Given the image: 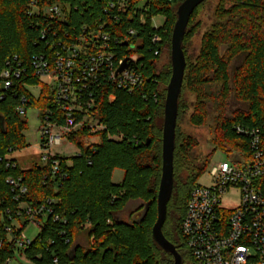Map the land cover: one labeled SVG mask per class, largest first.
I'll return each mask as SVG.
<instances>
[{
	"label": "trees",
	"instance_id": "16d2710c",
	"mask_svg": "<svg viewBox=\"0 0 264 264\" xmlns=\"http://www.w3.org/2000/svg\"><path fill=\"white\" fill-rule=\"evenodd\" d=\"M39 6H69L64 22H46L42 14H31L33 2ZM112 0H0V264L14 259L17 250L13 238H20L30 224L27 217L17 218L23 205L37 207L48 199L55 201L53 213L39 216L37 237L24 250L35 264H174V259L155 242L152 229L157 221V196L162 176V136L167 88L172 64L158 72L157 64L171 39L177 21V9L185 0H128L125 12L110 8ZM211 0L193 13L183 41L187 67L179 100L174 153L175 184L163 227L165 237L176 246L183 264H194L193 256L181 232L191 191L208 167L216 151L229 155L242 148L248 152V137L240 136L236 126L257 129L264 126V0H218L214 20L202 37L195 62L187 57L186 45L200 23L195 17ZM66 9V7L64 8ZM119 15V21H114ZM158 16L164 25L152 26ZM99 21L109 23L114 39L129 36L128 46H117L119 57L138 58L137 69L145 84L133 91L118 89L110 83L94 90L96 103L83 126L69 135L79 149L76 156L63 159L67 172L64 181L52 180L50 168L41 163L22 170L12 153L29 147L27 120L17 110L25 105L40 111L64 125L51 87L33 70L34 56L48 54V43L69 41L85 25ZM48 36L43 39L42 32ZM57 33V38L54 34ZM162 38L153 43L154 36ZM70 38V39H69ZM69 39V40H68ZM137 45L136 49L132 46ZM159 50L160 54L155 55ZM24 71L7 88L2 75L17 68ZM41 86L35 98L26 87ZM185 91L195 95L190 123L207 126L215 122V149L206 161L197 164L192 153L197 142L182 132L180 125L189 111ZM114 96L111 101L110 96ZM28 102L25 104L23 99ZM84 116H77V123ZM97 122L95 132L90 125ZM98 138L88 144L87 139ZM67 160L70 161L68 165ZM115 169L124 171L121 184L112 182ZM21 179L28 188L23 196L8 183ZM138 205L144 214L140 219L124 220L129 205ZM131 216L134 213H130ZM55 215L60 216L55 221ZM18 225H13V219ZM12 225L13 234L6 231ZM86 234L87 242L77 243Z\"/></svg>",
	"mask_w": 264,
	"mask_h": 264
},
{
	"label": "built area",
	"instance_id": "2783aa9c",
	"mask_svg": "<svg viewBox=\"0 0 264 264\" xmlns=\"http://www.w3.org/2000/svg\"><path fill=\"white\" fill-rule=\"evenodd\" d=\"M127 2L112 0L109 4L111 9L122 13L126 11ZM31 7V14H42L49 24L66 21L69 13V6L62 4L41 7L35 1ZM119 18V15L113 17L116 22ZM128 33L129 36L135 34L134 31ZM47 36L45 29L42 38ZM53 36L56 39L57 33ZM129 36L125 40L114 39L109 23L99 21L92 26H83L78 36L69 38V41L49 42L48 54L33 57L35 75L40 79H52L48 85L54 92L56 106L62 116H66L64 125L51 120L57 116L52 112L41 119L42 164L50 168L45 180H66L67 172L62 166L65 157L55 151L67 142L71 144L69 135L83 126L87 116H90L96 103L95 89L110 83L118 89L133 91L145 84L138 65H133L138 58L129 59L117 54L118 45L123 46L124 42L130 44ZM152 41L161 44L162 38L156 35ZM136 47L132 46L133 49ZM159 54L157 50L155 55ZM125 60L133 64L119 72ZM23 73L19 67L5 71L2 75L5 86L10 88L13 80L20 79ZM26 88L29 90L31 87ZM113 99L114 96H110V100ZM23 102L26 104L28 100L24 98ZM17 112L21 117L26 116L27 106L19 107ZM77 116H84V120L77 123ZM90 127L93 128L92 125ZM94 128L99 130L102 127L96 124ZM235 131L249 138L248 152L239 148L229 155L228 161L210 165V185H197L189 196L181 232L194 264H264V126L257 129L236 126ZM8 183L19 195L28 193L21 179H10ZM234 191L239 192V202L237 206L229 207L224 200ZM54 203V200L48 199L37 207L23 205L16 214L17 218L27 217L40 230L39 216L52 214ZM17 218L13 219V225L19 224ZM54 219L59 221L60 216L55 215ZM6 231L13 234L12 225L7 226ZM13 240L19 251H24L33 241L23 237H14Z\"/></svg>",
	"mask_w": 264,
	"mask_h": 264
},
{
	"label": "rangeland",
	"instance_id": "374dc122",
	"mask_svg": "<svg viewBox=\"0 0 264 264\" xmlns=\"http://www.w3.org/2000/svg\"><path fill=\"white\" fill-rule=\"evenodd\" d=\"M217 3L218 0H211V2L207 6H205L204 9H202V11L195 17L193 25L197 26V24L200 23V27L198 31L192 34V37L188 39V44L186 45L187 57L190 58L193 62H195L196 57L199 55L203 35L206 33V31L210 29V26L213 23V12ZM164 22L165 18L162 16H158L152 20V26L155 28H159L164 25ZM170 63L171 49L169 47H166L163 50L161 58L157 64L158 72H162L164 70V67L168 66ZM41 80L46 84H50L52 79L44 78ZM165 88L167 87L162 85L160 87V90L162 91ZM29 90L35 98H38L40 95L41 86H33ZM184 99L186 102H188L190 107L186 118L180 125V128L183 133L193 137V139L197 142V146L193 150L192 156L194 160H196L197 164H202L204 163V161H206L207 156H209L215 149V144L213 143V139L215 136V122L212 119V117L214 116H211L209 118V123L207 126L201 128L194 127L193 124L190 123L189 119L191 114L193 113V103L196 101L195 95H193L189 91H185ZM23 118L27 120L29 125V128L25 133L29 147L25 150L12 153L8 158H13L14 160H16L20 169L28 170L36 164H42V156L44 154L43 150L41 149L40 134V129L42 128V115L38 109L29 108L27 110L26 116H24ZM96 124L97 122H93L91 124L95 132L97 131V129L94 128ZM98 141V138H91L87 139L86 143L91 144L96 143ZM55 152L61 154V156H64L65 159H70L72 156L77 155L79 153V149L74 144L72 145V143L70 144L67 142L63 147L57 149ZM228 159L229 154L227 152L216 151L213 157L211 158L208 167L202 172L201 176L198 178L197 185L209 186L211 183V178L209 175L210 165L218 162L228 161ZM67 162V164L70 165V161L67 160ZM123 179L124 171L121 169H115L112 174V182L116 185H119L122 183ZM239 196V192L234 191L228 198L224 200V204L229 207L237 206L239 202ZM17 225L18 227L20 226V224ZM38 233L39 228L34 223H30L26 230L22 233L21 237L32 241L37 237ZM86 237V234H80L78 235V239L76 240V242L80 244L83 242V244L85 245L84 242H87V240L85 239ZM16 250L17 253L14 259L8 261L7 264H35L33 261L25 257L24 251H19L18 249Z\"/></svg>",
	"mask_w": 264,
	"mask_h": 264
},
{
	"label": "water",
	"instance_id": "95a60500",
	"mask_svg": "<svg viewBox=\"0 0 264 264\" xmlns=\"http://www.w3.org/2000/svg\"><path fill=\"white\" fill-rule=\"evenodd\" d=\"M206 1L207 0H185L178 7L176 12L177 21L171 39L172 75L167 87L164 109L162 176L157 196V221L152 229V236L154 242L165 253L173 257L174 264H183L182 256L178 252L176 246L165 237L163 227L167 219L168 204L172 198L175 184L174 153L176 147L178 108L187 67V60L183 50V41L193 13ZM125 45L128 46V43L126 42ZM132 64L131 61L125 60L119 72L127 69Z\"/></svg>",
	"mask_w": 264,
	"mask_h": 264
},
{
	"label": "flooded vegetation",
	"instance_id": "af4514ba",
	"mask_svg": "<svg viewBox=\"0 0 264 264\" xmlns=\"http://www.w3.org/2000/svg\"><path fill=\"white\" fill-rule=\"evenodd\" d=\"M138 207L139 206H136V204L130 205L128 214L124 217V220L128 221L130 219H133V220L140 219L142 217V215L144 214V212L143 211L140 212ZM132 212L134 213V215L131 216L130 213H132Z\"/></svg>",
	"mask_w": 264,
	"mask_h": 264
}]
</instances>
